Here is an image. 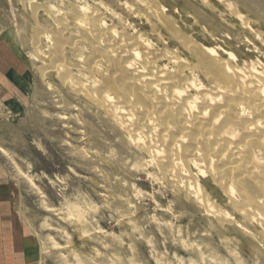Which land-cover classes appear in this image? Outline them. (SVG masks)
I'll use <instances>...</instances> for the list:
<instances>
[{"label": "bare ground", "instance_id": "1", "mask_svg": "<svg viewBox=\"0 0 264 264\" xmlns=\"http://www.w3.org/2000/svg\"><path fill=\"white\" fill-rule=\"evenodd\" d=\"M15 1L33 24L30 65L7 88L54 78L84 97L135 169L199 214L187 235L203 259L218 240L239 264L264 261V0Z\"/></svg>", "mask_w": 264, "mask_h": 264}, {"label": "rangeland", "instance_id": "2", "mask_svg": "<svg viewBox=\"0 0 264 264\" xmlns=\"http://www.w3.org/2000/svg\"><path fill=\"white\" fill-rule=\"evenodd\" d=\"M14 1L0 0V264H38L41 247V264H239L218 240L216 259L198 254L187 232L199 214L135 169L137 152L84 97L54 78L7 88L30 65L33 24Z\"/></svg>", "mask_w": 264, "mask_h": 264}, {"label": "crops", "instance_id": "3", "mask_svg": "<svg viewBox=\"0 0 264 264\" xmlns=\"http://www.w3.org/2000/svg\"><path fill=\"white\" fill-rule=\"evenodd\" d=\"M4 193H5V188L1 187V185H0V231L2 230L1 229V220H3L2 219L3 213L1 212L2 211L1 209H5V197H4ZM3 202H4V205H3Z\"/></svg>", "mask_w": 264, "mask_h": 264}]
</instances>
